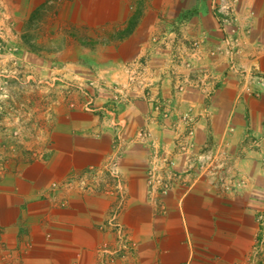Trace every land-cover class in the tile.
Wrapping results in <instances>:
<instances>
[{"label":"crops","instance_id":"1","mask_svg":"<svg viewBox=\"0 0 264 264\" xmlns=\"http://www.w3.org/2000/svg\"><path fill=\"white\" fill-rule=\"evenodd\" d=\"M234 3L240 40L225 50L212 0H0V41L16 50L1 52L0 66L15 56L70 86L38 130L48 136L41 155L0 171V264H246L264 239V89L251 77L264 75V0ZM182 114L193 134L173 157L187 173L157 194L159 206L146 185L151 148L137 132L148 128L169 154L186 134L175 125ZM114 155L120 190L67 183ZM217 159L236 188L203 173ZM117 191L134 251L107 262L98 247L116 243L102 227Z\"/></svg>","mask_w":264,"mask_h":264},{"label":"rangeland","instance_id":"2","mask_svg":"<svg viewBox=\"0 0 264 264\" xmlns=\"http://www.w3.org/2000/svg\"><path fill=\"white\" fill-rule=\"evenodd\" d=\"M1 16L4 18V15L1 14ZM7 49L3 44V41H0V53L5 51L12 52L15 50L12 47H8ZM18 60V57L13 56L11 58L13 67L0 66V171L4 163L8 160L19 161L27 157L33 158L41 155L37 151L41 145L47 144L48 136H45L44 133L40 134L38 130L46 128L48 123L52 121V107L54 101L59 100L61 96L66 97L70 92L69 87H65L67 78L63 77L61 73L51 72L49 71V68L26 67L24 63H18ZM39 113H41V116L37 118V114ZM177 141L178 140H176L173 145V151L169 154L165 153V156L170 160L172 159L174 163L171 164L166 162L167 166L158 171V173L163 175L166 182L167 179H165V177L169 180L170 185L167 192L162 193V184L157 185L153 190H150L146 183L148 195L150 197L153 196L152 203L158 202L157 194L159 196L168 194V192L175 186L177 180L183 178L187 173V170H185L187 166H185L184 169H179L176 164L177 162L173 157L174 154L179 153L177 152L179 149L176 148V146H178L177 144H181ZM148 146L151 148V153L147 157L145 168L146 173L148 171L147 167L149 161L153 159L152 146ZM213 164L219 167L213 168L208 166L204 167L202 171L205 175L213 179V183L216 184L217 187L221 188L218 184L219 182L217 181V178L221 175V169L225 167L224 165L226 163L223 159H217ZM103 165L104 164L102 163L98 168H103ZM102 170L104 175L107 176L108 174H106L105 170ZM101 177H103V175ZM74 178V176H71L68 179L73 182ZM149 196L148 198L150 199ZM114 198L115 200L112 205L119 202L118 200L120 199V196L115 195ZM123 204L124 202H122L121 207ZM157 204L160 206L162 203L160 202V204ZM110 208L112 209L113 206ZM111 209L108 210L106 219L108 218ZM125 231L128 240L132 241L126 227ZM258 240L259 238L256 242ZM112 247H114V245ZM133 251L134 249L129 250L128 252L132 253ZM259 258L260 256L258 255V259ZM262 258L264 260V257ZM246 264L259 263L256 260L249 258Z\"/></svg>","mask_w":264,"mask_h":264},{"label":"built area","instance_id":"3","mask_svg":"<svg viewBox=\"0 0 264 264\" xmlns=\"http://www.w3.org/2000/svg\"><path fill=\"white\" fill-rule=\"evenodd\" d=\"M236 0H212V3L214 5L215 11L217 13V17L219 19V23L223 31L225 32V36L222 39V44L226 46L225 50H231L240 40V37L238 35V28L235 26L234 21L237 19L234 17V2ZM233 33V34H232ZM191 48L195 49L198 47V42L197 41H192L191 43ZM213 52V51H212ZM211 52V53H212ZM186 65H189L190 62H186ZM252 79L256 80V83L258 84L259 90L254 89L256 93L260 92V89H264V75H257V74H252L251 75ZM88 85H92L91 83H87ZM83 85H74L75 88L83 89ZM70 87V86H69ZM82 87V88H81ZM182 84L177 86V90L182 89ZM101 89V87H100ZM247 91L251 92L249 90V87L247 88ZM110 103V102H109ZM108 103V104H109ZM111 103H116L114 101H111ZM93 102L91 99L88 101L84 102V107L86 109H92L94 106ZM168 112H163L162 116L163 118L168 117ZM177 124H182L185 127L186 134L184 135V139H178L177 142H180L181 145L177 144L176 148L177 152H181L182 150L185 149L187 143L186 141L190 144V137L193 134V125H194V119L189 115V114H182L180 115L176 122L175 125ZM184 130V131H185ZM115 141L114 145H119L118 142V137L120 136V130L115 131ZM139 142L143 144H148L152 146L153 149V159L149 161L148 164V171L146 173V183L148 185V188L150 190H153L157 185L162 184V193H166L168 188H169V180L167 179V182L164 180L163 175L158 173L159 170L162 168L166 167L167 163L169 162L171 164L174 163V161L165 156V152L163 150H160L158 147H155V141L154 138L151 134V131L148 128H140L137 132ZM186 140L185 142L181 141ZM118 156L119 155H114V158H111L106 164L103 165V168H95V167H89L85 172H83L79 176H75L74 181L75 183L79 184V187L81 190L86 191V192H96V191H102L104 180H107V184L110 183L113 184V188L116 190H120V170H119V165H118ZM202 166V164H201ZM210 166H217L214 165L213 163L210 164ZM221 167V166H220ZM105 170L107 177H101L104 175L103 170ZM101 174V175H100ZM219 178H217V181L219 182L218 184L221 186V189H234L236 188L234 185H238L237 183L232 184L233 177L229 175L228 169L227 168H222L220 172ZM109 181V182H108ZM72 181L68 179L67 183H71ZM114 193V192H113ZM116 196H120V199L118 200V203H115L113 205V208L111 209V212L108 216V218L105 220V225L103 224V229H109L115 234V245L116 247L110 246L109 243L104 242L100 247H98V252L104 256H106V261L107 262H114L116 259L122 258L124 254H127L129 250L134 249V244L128 240L126 236V231L124 225L120 222L119 220V212L122 204V196L120 195L119 191L115 192ZM259 220L261 224L264 222V216H259ZM258 255L260 258L258 259ZM257 256V258H256ZM264 240L261 238L257 242H255L249 252L248 260L249 258L252 260H256L259 264H264ZM97 264H104V261L100 259Z\"/></svg>","mask_w":264,"mask_h":264}]
</instances>
